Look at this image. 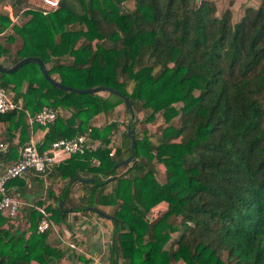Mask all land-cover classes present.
I'll return each mask as SVG.
<instances>
[{
	"label": "trees",
	"instance_id": "1",
	"mask_svg": "<svg viewBox=\"0 0 264 264\" xmlns=\"http://www.w3.org/2000/svg\"><path fill=\"white\" fill-rule=\"evenodd\" d=\"M38 3L0 0V56L14 52L9 66L37 57L56 82L118 93L54 87L33 61L0 72V86L25 110L0 114V171L18 159L30 130L45 129L38 147L77 136L99 142L91 158L27 170L6 181L5 193L32 197L65 228L70 214L99 217L110 233L107 264H264V0L235 22L213 0H60L48 13ZM5 4L13 15L22 8L18 22ZM118 105L119 123L89 124ZM43 106L54 120L29 125ZM117 127L122 141L109 156ZM150 161L164 167L163 183ZM39 217L33 207L14 217L0 211V264L67 257L51 229L36 232Z\"/></svg>",
	"mask_w": 264,
	"mask_h": 264
},
{
	"label": "built area",
	"instance_id": "2",
	"mask_svg": "<svg viewBox=\"0 0 264 264\" xmlns=\"http://www.w3.org/2000/svg\"><path fill=\"white\" fill-rule=\"evenodd\" d=\"M34 1L39 2V5H37L38 8L33 5H29L27 8H37L42 13H48L49 11L55 10L57 8L60 0ZM17 109H22V106L19 103L13 101L12 97L7 94L0 86V114ZM55 117L56 112L53 109L43 106L33 117H30L28 121L30 124L37 123L41 126H46L47 124L51 123ZM110 143H112V145L111 150L108 153L109 156L112 155L114 148L116 147V145H113L115 143L113 139ZM95 147L96 145L93 144L91 140L86 139L84 136H77L70 139H57L48 145H40L39 147L34 143L28 142L19 150L18 159L13 163L8 164L3 170L0 171V211L6 217H14L21 207H33L40 212V217L36 223V232L42 233L48 229L56 231L57 226L49 218V212L45 211L43 207H37L32 203L23 201L20 198L7 195L4 190V184L6 181L20 176L27 170L33 171L37 174L47 173V171L55 162V154L60 153L67 156L73 154L83 155L89 153V151ZM1 149H3L2 143H0V152L3 151ZM156 211L157 210H153L151 212L152 218L158 215V212ZM60 242L73 248V245L68 241L61 239ZM88 258L91 260V262L89 261V263L82 264H102L99 262L97 257L88 256Z\"/></svg>",
	"mask_w": 264,
	"mask_h": 264
},
{
	"label": "crops",
	"instance_id": "3",
	"mask_svg": "<svg viewBox=\"0 0 264 264\" xmlns=\"http://www.w3.org/2000/svg\"><path fill=\"white\" fill-rule=\"evenodd\" d=\"M213 1L216 4V8L218 12H221L224 8H229L232 14V20L233 22H235L241 16L242 11L246 6L255 7L257 6L260 0H213ZM2 9L10 15L12 22H18V20L21 19L22 17V8L15 15L12 14L11 7L9 4L3 5ZM13 55L14 52L11 54L8 53L1 55L0 65L3 67H9ZM119 106L120 105L109 110L106 114L98 113L94 115L90 119L89 124L93 127H102L106 122L119 123L124 113L123 107L121 106L122 109L120 110ZM18 110L25 111L23 107L22 109H18ZM63 115H68V112L66 111L63 112ZM29 118L30 117H28L27 121L29 120ZM28 124L31 125L32 123L30 124L28 121ZM2 128L3 125L0 124V134H2L1 133ZM44 133H45V129L37 128L34 130H30L28 142L34 143L36 146H38L39 144H41ZM119 133H120V129L117 127L116 134L113 136L117 141V144L122 141V139L119 137ZM3 144H4L3 145V150H4L6 147V143ZM68 157L69 156L60 153L55 154L54 164L61 162L67 159ZM154 166L155 165H151L152 169ZM154 171L156 172L155 175L157 176L158 172L156 167L154 168ZM156 181L158 182V179H156ZM73 215L74 214H70L68 218L67 225L69 226V228H65L64 226L61 225H56L57 226L56 231H53L54 237L51 240L52 243L57 244V246H62L65 249L68 248L65 251V255L67 257L63 258L60 264L89 263V261L91 262V260H89L88 256L97 257L100 263L107 264L110 256L111 239H110L109 231L104 227V222H102V220L95 215L83 216V215L75 214L76 220H73L72 219ZM61 239L70 242V244L73 245V248L69 246L67 247V245L62 244L60 242ZM30 264H36V263L32 261Z\"/></svg>",
	"mask_w": 264,
	"mask_h": 264
},
{
	"label": "water",
	"instance_id": "4",
	"mask_svg": "<svg viewBox=\"0 0 264 264\" xmlns=\"http://www.w3.org/2000/svg\"><path fill=\"white\" fill-rule=\"evenodd\" d=\"M28 61H33V62H35V63L38 65V67H39V69H40L42 75L44 76V78H45V79H46L51 85H53L54 87H57V88H60V89H64V90L74 91V92H76V93H86V92H93V91H98V90H107V91H111V92H114V93H118V92H116L115 90H113V89H111V88H109V87H101V86H98V87H92V88H87V89H74V88H72V87H69V86L63 85V84H61V83H59V82H56V81H54L53 79H51V78L47 75L46 70H45V68H44V65H43L42 61H41L39 58H37V57H25V58H22L21 60L17 61L16 63H14L13 65H11V66H9V67H3V66L0 65V72H12V71H14L17 67H19L20 65H22V64H24V63H26V62H28ZM123 101H124V105H125V107L128 108L129 105H128V101H127V99L123 97ZM127 129H128L127 134H130L131 146H133V136L131 135V133L133 132V130L130 129L129 126H127ZM1 150H3V149H1ZM132 155H133V154L128 155L125 159L120 160L119 162L115 163V164H114V167H116V166H118V165H123V164L129 162V161L131 160V158H132ZM109 179H111V177H109V178L107 179V181H108ZM80 180L83 181V182H85V181H89V180H91V179H89V178H80ZM90 210L93 211V212H95V213H97V214H99V215H100L101 217H103V218H109V217H110L109 215H107V214H105V213H103L102 211H99V210H97V209L91 208Z\"/></svg>",
	"mask_w": 264,
	"mask_h": 264
},
{
	"label": "rangeland",
	"instance_id": "5",
	"mask_svg": "<svg viewBox=\"0 0 264 264\" xmlns=\"http://www.w3.org/2000/svg\"><path fill=\"white\" fill-rule=\"evenodd\" d=\"M256 2V1H255ZM120 107V110L122 109V107H121V105L119 106ZM116 114V113H115ZM120 114V113H119ZM119 114H117V115H119ZM142 124H144V123H142ZM141 123H140V126H142L143 128H144V125H142ZM138 126V125H137ZM140 126H138L137 128H138V130L139 129H141V127ZM151 131V130H150ZM152 132V131H151ZM114 136V135H113ZM113 136H111L110 137V141H112V139L113 140H115V138L113 137ZM89 139V138H88ZM90 140V139H89ZM91 142L93 143V144H95L96 145V147H98L99 146V142L97 141V140H91ZM114 146L116 145L117 146V141L115 140V143L113 144ZM95 147V148H96ZM95 148H93V149H91V151H93ZM91 151H89V153H88V156H87V158L89 159V158H91ZM136 159H137V163H139V160H141V159H144V158H142V156L140 157H136ZM145 160V159H144ZM150 163H152L151 165H155L154 167H153V173H154V175L156 174V172L154 171V168L156 167V169H157V172H158V174H157V176L155 177V179H158V182L161 184V183H163V181H164V179H165V172H164V167L160 164V163H154V162H152V161H150ZM157 164V165H156ZM159 165V166H158ZM147 167V166H146ZM159 176V177H158ZM162 176V177H161ZM41 178V177H40ZM46 183H44L45 184V186H48V183H47V180L45 181ZM32 201H33V198L31 197V199L30 200H26V202H28V203H32ZM25 208L27 207V206H24ZM27 208H31V207H27ZM157 211L156 212H158L157 214H161V212H162V209H160V208H158V209H156ZM14 223H15V225H17V226H22V223H23V221L21 220V219H16L15 221H14ZM24 225H25V227L27 226V224L26 223H24Z\"/></svg>",
	"mask_w": 264,
	"mask_h": 264
}]
</instances>
